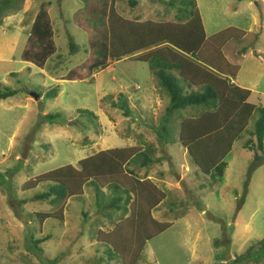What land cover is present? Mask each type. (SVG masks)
<instances>
[{
	"label": "rangeland",
	"instance_id": "rangeland-1",
	"mask_svg": "<svg viewBox=\"0 0 264 264\" xmlns=\"http://www.w3.org/2000/svg\"><path fill=\"white\" fill-rule=\"evenodd\" d=\"M49 1L44 0L50 3L46 10L56 50L43 68L20 58L38 0H19L7 11L0 3L4 9L0 13V90L16 92L0 100V174L12 190L3 192L4 181L0 182V264H41L54 258L57 264H118L115 258L108 261L113 253L95 238L97 231L109 232L128 217L129 213H123L124 202L118 205L119 212L103 208L114 196L111 191L104 190L96 202L93 190L84 187L83 197L66 200L62 222L47 219L38 223L37 213H53L58 207L33 200L42 187L30 192H22L20 187L30 178L65 165L75 166L100 151L138 146L139 136L156 147L155 157L160 159L136 172L137 177L152 181L165 197L151 211L156 223L152 228L165 222L170 226L145 242L136 264H232V259L264 238V155L258 165L253 163L252 153L243 147L248 138L243 132L226 156L223 178L210 187V179L198 171L179 145L178 133L171 126L174 122L162 124L168 142L159 144L156 131L169 96L151 69L157 57L150 62L138 59L137 52L124 53L108 58L104 69L85 72L97 57L87 50L96 25L85 26V20L82 29L77 26L74 14L85 7L83 0ZM128 1L116 0L114 7L117 16L127 20L141 13L149 19V9L162 19L172 10L165 3L172 1L178 7L181 2L137 0V7L131 9ZM195 2L208 37L228 30L230 38L222 53L239 67L235 84L255 92L248 102L264 108V0ZM187 11L193 12L190 7ZM236 29L245 33L242 39L236 38L241 34L234 37ZM72 69L86 74L84 79L64 80ZM52 89L56 96L45 98ZM112 103L119 107L124 103L128 117ZM78 110L93 116L78 114ZM48 114L58 116L55 123L44 120ZM7 171L11 173L5 174ZM22 200L26 203L21 204ZM125 223L126 233L134 224ZM142 234L138 233L139 239H143ZM47 236L48 240L37 245L41 252L30 250V238ZM249 264H264V259Z\"/></svg>",
	"mask_w": 264,
	"mask_h": 264
},
{
	"label": "trees",
	"instance_id": "trees-1",
	"mask_svg": "<svg viewBox=\"0 0 264 264\" xmlns=\"http://www.w3.org/2000/svg\"><path fill=\"white\" fill-rule=\"evenodd\" d=\"M180 1L178 7H175L172 1L165 3L168 8L176 10V23L124 19L115 13L116 0H83L85 7L81 12L75 13L74 17L80 29L82 24L86 23L85 20L88 21L85 26L93 24L97 29L87 42V50L97 55L86 69L87 73L104 69L108 58H119L124 53L137 52L138 59L150 62L152 57H157V62L152 63L151 69L159 86L169 96L165 113L156 131L159 144L162 140L168 142L167 137H164L166 128L162 124L168 121L174 122L171 126L178 133L179 145L186 150L190 161L198 171L210 179L208 185L212 187L219 184L223 178L227 167L226 156L243 132L248 135L243 147L252 153L253 163L258 165L262 160L264 108L248 102L255 92L248 87L235 84L234 79L239 67L229 63L222 53L226 41L230 38L228 30L206 39L195 0ZM18 2L19 0H0L5 11L14 9ZM38 2L37 14L29 26L27 46L20 58L23 62L43 68L46 61L55 53L56 47L46 10L50 1L38 0ZM128 6L131 9L136 8L137 0L128 1ZM181 6L184 7V11ZM188 7L191 8L192 13H188ZM183 13L185 22L181 23L180 15ZM237 35L240 36L236 37ZM244 35L243 31L235 30L234 37L242 39ZM68 45L71 53L75 52L71 40ZM85 75L81 74L79 69H72L64 80H82ZM231 80L234 82L231 83ZM15 93L8 88L0 90V100L12 97ZM55 96V89L44 95L45 98ZM121 104L122 107H119L112 103V107H117L123 111V116L128 117V112L123 109L124 103ZM78 114L93 116L87 110H78ZM57 117L48 114L44 115V120L48 124H53ZM252 119H254L252 127L248 128V123ZM137 138H139L138 146L100 151L78 161L75 166L65 165L25 181L20 187L22 192H30L42 187L43 191L34 195L33 200L48 202L58 207L53 213H37L35 215L37 222L42 223L47 219L62 222L66 200L83 197L84 187L93 190L96 202H99L100 194H104V190L111 191L114 196L103 208L119 212L118 205L124 202L123 213L129 214L109 232L97 231L96 242L107 245V249L111 254L113 253L108 261L115 258L118 264H136L145 242L170 226V223L165 222L152 228L155 220L151 216V211L156 209L165 197L152 181L137 177L136 172L140 168H149L160 159L155 157L156 147L152 143L145 142L140 136ZM3 181L4 177L0 174V182ZM2 189L3 192L6 190L12 192L8 181H4ZM119 193L124 198H121ZM20 203L25 204L26 200ZM83 217L87 218V213H84ZM126 220L127 223L134 225L125 233ZM139 232L143 233V239H139ZM135 238L139 240L135 241ZM48 239V236L40 239L30 238L32 248L30 250L41 252L37 245ZM252 255H256L255 261L251 260ZM261 259H264V238L231 262L249 264ZM57 263L56 258L41 262V264Z\"/></svg>",
	"mask_w": 264,
	"mask_h": 264
},
{
	"label": "crops",
	"instance_id": "crops-1",
	"mask_svg": "<svg viewBox=\"0 0 264 264\" xmlns=\"http://www.w3.org/2000/svg\"><path fill=\"white\" fill-rule=\"evenodd\" d=\"M129 1H131V0H129ZM160 2V1H159ZM137 5H138V1H137ZM196 6H197V4H196ZM137 7V6H136ZM167 7V6H166ZM171 9V8H170ZM197 9H198V7H197ZM199 12V11H198ZM155 13H156V11L154 12L153 10H151V9H149L148 11H147V16H149V17H151V18H149V19H147V17L145 16V14L144 13H141L139 16H137L136 18H134V19H129L130 21H132V20H139V21H146V20H148V21H150V22H153V23H176L175 22V15H176V10L175 9H172L170 12H168V13H166V15H167V17H163L162 19H159L158 17H160L161 18V16H159V14L158 15H155ZM200 14V13H199ZM155 17V18H154ZM200 19H201V16H200ZM202 21V20H201ZM202 25H203V23H202ZM203 28H204V26H203ZM204 32H205V29H204ZM206 34V33H205ZM205 37H206V39L208 38V36L207 35H205ZM241 54V53H240ZM230 63V62H229ZM232 64V63H231ZM234 81L233 80H231V83H233Z\"/></svg>",
	"mask_w": 264,
	"mask_h": 264
},
{
	"label": "water",
	"instance_id": "water-1",
	"mask_svg": "<svg viewBox=\"0 0 264 264\" xmlns=\"http://www.w3.org/2000/svg\"><path fill=\"white\" fill-rule=\"evenodd\" d=\"M35 100H37L39 98L38 95H31Z\"/></svg>",
	"mask_w": 264,
	"mask_h": 264
}]
</instances>
